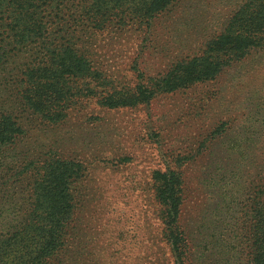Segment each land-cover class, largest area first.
Masks as SVG:
<instances>
[{
    "label": "rangeland",
    "instance_id": "1",
    "mask_svg": "<svg viewBox=\"0 0 264 264\" xmlns=\"http://www.w3.org/2000/svg\"><path fill=\"white\" fill-rule=\"evenodd\" d=\"M261 1L173 0L143 22L120 9L95 29L91 0L66 2L48 21V39L72 48L90 72L71 80L79 93L58 122L15 110L11 88L38 48L12 50V35L0 30V106L22 130L8 155L15 172H31L17 179L12 198L0 195V240L13 242L3 264L30 257L22 228L37 236L27 226L39 217L34 175L57 159L79 172L69 185L72 214L63 240L46 264H179L165 235L155 171L180 179L179 226L192 264H244L232 237L250 222L264 188V44L240 58L219 52L223 64L210 80L173 91L159 82L176 64L205 57L239 12L249 16L236 33L264 37ZM0 19L7 21L1 11ZM140 90L150 94L145 103H120Z\"/></svg>",
    "mask_w": 264,
    "mask_h": 264
},
{
    "label": "trees",
    "instance_id": "2",
    "mask_svg": "<svg viewBox=\"0 0 264 264\" xmlns=\"http://www.w3.org/2000/svg\"><path fill=\"white\" fill-rule=\"evenodd\" d=\"M69 1L71 0H0L1 15H6L7 20L0 19V30L6 29L4 34L12 35L8 45H13L12 50L32 44L38 48L36 56L23 68L20 80L11 88L12 98L15 99L13 102L15 110L22 115L38 114L47 121L58 122L79 93L72 89L71 80L86 76L90 72L88 62L72 48L50 42L48 39L46 32L48 21L54 19ZM172 1L91 0L92 3L87 11L95 29L100 27L105 19L117 18L120 9L124 10L125 16L128 14L129 17L143 22L155 13H160ZM259 3L262 1L259 0ZM263 6L264 3L260 8ZM248 16L249 14L245 12H239L228 27L231 32L211 42L205 57L176 64L159 82L162 89L173 91L194 82L212 79L223 64L217 56L221 51L224 55L232 52L235 54L234 57L240 58L249 47L262 46L264 37H256L254 32L236 33L239 23L243 28L247 26ZM8 38L9 35L4 37L5 40ZM1 49L2 45H0V63L4 61V52ZM99 80L103 81L101 77ZM149 98L150 94L147 90H140L136 98L120 103L143 104ZM4 107V105L0 106V174L4 170L6 180L0 182V195L12 198L17 179L19 181V177L31 172L23 168L20 172L14 171V164L8 153L15 139L22 134V130L16 117L14 118ZM78 172V165L57 159L43 165L34 175L36 210L39 217L27 220V226H33L32 231L34 230L37 236L30 235L27 228H22L23 238L30 243L29 247H32L33 251L30 257L25 261L21 260L19 264H46L49 255L61 245L72 214L69 185L71 180L77 177ZM152 180L155 184L156 198L165 208V235L169 245L175 252L179 264H192L187 238L184 230L179 226L182 204L180 179L172 171H155ZM255 197L257 204L252 210L250 222L244 223L241 228L234 231L232 237L234 241L232 249L244 264H264V188L258 190ZM42 209L44 216H41ZM12 243L9 238L0 240V264H3L4 255L11 251ZM15 261L17 264V258Z\"/></svg>",
    "mask_w": 264,
    "mask_h": 264
}]
</instances>
